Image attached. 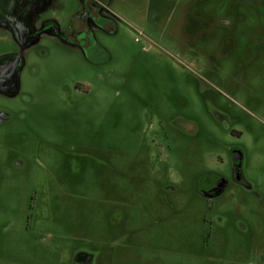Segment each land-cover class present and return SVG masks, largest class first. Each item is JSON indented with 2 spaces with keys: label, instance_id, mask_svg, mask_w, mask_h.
<instances>
[{
  "label": "rangeland",
  "instance_id": "374dc122",
  "mask_svg": "<svg viewBox=\"0 0 264 264\" xmlns=\"http://www.w3.org/2000/svg\"><path fill=\"white\" fill-rule=\"evenodd\" d=\"M44 1H0V264H264V0H103L93 60Z\"/></svg>",
  "mask_w": 264,
  "mask_h": 264
},
{
  "label": "flooded vegetation",
  "instance_id": "af4514ba",
  "mask_svg": "<svg viewBox=\"0 0 264 264\" xmlns=\"http://www.w3.org/2000/svg\"><path fill=\"white\" fill-rule=\"evenodd\" d=\"M1 1V0H0ZM53 0H45L46 3L45 11L54 10L53 3H50ZM50 6V7H49ZM52 7V9H51ZM103 7V0H85L82 7L76 11L73 16V19H68L66 25L63 27L62 38L64 41L68 42L71 45L78 47L83 50L86 57L93 60L96 56H100L102 49L99 47V44L96 41V32L102 31V22L103 18L100 15L101 9ZM50 8V9H49ZM68 11L63 8V12ZM44 23V22H43ZM44 27L47 29L52 28V30H58V27L55 25H50L49 22L44 23ZM0 43L2 44V30H0ZM262 38L257 37L255 40V45H261ZM251 43H248L246 47L243 49L244 53L249 56L250 63L246 64V69H251L254 65V61L256 59V53L258 50L259 53L264 51V48H252L250 47ZM18 61V59H17ZM14 64H16V62ZM0 82H2V58H0ZM211 117L215 125H217L220 129L224 131H229L230 126L233 122L229 113L219 110L218 108H214L211 110ZM11 113L8 111L2 110L0 107V124L5 123L9 119H11ZM232 136H235L237 139L242 138V133L231 130ZM0 135V140H1ZM242 159L243 155L241 152L234 153L232 155V176L236 183L244 186L247 189H250V186L246 185L245 181L242 179ZM2 161V143L0 142V162ZM228 187V181L222 177H216L213 179L208 186L201 192L203 196L206 198L215 197L222 193ZM204 246L207 247V242L203 241ZM82 255L80 258L81 261L85 260L84 256H88L86 254H78L75 258V261L78 264H88L89 260H85V262H78L77 257Z\"/></svg>",
  "mask_w": 264,
  "mask_h": 264
},
{
  "label": "water",
  "instance_id": "95a60500",
  "mask_svg": "<svg viewBox=\"0 0 264 264\" xmlns=\"http://www.w3.org/2000/svg\"><path fill=\"white\" fill-rule=\"evenodd\" d=\"M84 257H85V260H89V258H90L89 256H84ZM80 258H82V255H80V256L77 257V261L78 262H82V263L85 262V260L84 261H81Z\"/></svg>",
  "mask_w": 264,
  "mask_h": 264
}]
</instances>
